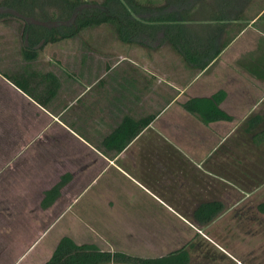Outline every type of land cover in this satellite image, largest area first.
<instances>
[{"label": "crops", "instance_id": "obj_1", "mask_svg": "<svg viewBox=\"0 0 264 264\" xmlns=\"http://www.w3.org/2000/svg\"><path fill=\"white\" fill-rule=\"evenodd\" d=\"M24 2L28 3L26 7ZM38 2L41 4L37 5ZM57 2L8 0L3 4L0 0V36L8 39L0 45L8 53L19 51L20 67L14 73L30 74L31 78L25 85L30 94H26L2 75L5 72L0 73L4 93L0 94V156L5 163L30 161L32 186L42 178L55 180L49 186L37 188L42 197L32 207L35 211L49 210L64 194L69 196L67 209L97 181L105 180L103 186L92 193L99 201V196L104 195L101 201L105 211L114 210L118 208L116 196L120 194L112 191L114 183L109 179L123 176L137 187L134 197L145 194L150 206L170 211L187 226L208 224L211 220L208 223L192 221V213L200 205L216 201L224 210L223 200H230L232 164L240 166L233 156V146L238 144L231 138L233 114L226 102L229 92L220 81L215 83V70L210 69L247 28L233 33L232 30L217 32L214 46L222 36L229 37L230 41L202 69L197 68V62L190 64L180 57L192 75L189 81H179L173 86L164 70L153 74L150 59L89 48L91 44L102 47L103 42L99 40L86 44L78 57L68 52L62 59L63 64L52 52L42 60H38V53L33 60L23 59L20 51L25 46L22 37L25 26L55 25L50 19L59 15L58 7L53 5ZM263 11L264 7L257 18ZM232 13L229 17L223 16L230 18ZM43 17L46 20L40 21ZM197 24L188 23V29L199 33ZM100 25L84 28L79 33H96ZM114 31L116 33L115 27ZM132 32L124 40L117 37L119 41L136 42L148 49L153 42H160ZM13 36L19 37V47L18 39ZM52 44L42 45L39 51ZM64 51H68L67 46ZM164 63L160 66H165ZM222 63L224 65V61ZM156 84L161 90H154ZM169 86L174 94H168ZM217 90L225 92L219 107L230 116L229 120L204 124L182 109L181 103L187 98L209 96ZM243 125L242 132L248 134L246 123ZM60 180L63 181L57 197L43 206L45 193ZM39 235L37 233L13 262H23Z\"/></svg>", "mask_w": 264, "mask_h": 264}, {"label": "rangeland", "instance_id": "obj_2", "mask_svg": "<svg viewBox=\"0 0 264 264\" xmlns=\"http://www.w3.org/2000/svg\"><path fill=\"white\" fill-rule=\"evenodd\" d=\"M84 1L90 4L103 0ZM194 3L189 8L193 19H205V22L200 20L198 23L199 19L195 22L201 40L206 35L217 39L215 24L207 19L211 12L229 17L238 8H243L232 33L240 27L247 28L210 69L215 70V83L220 81L229 92L226 102L233 114L231 138L238 144L233 146V156L240 162V166L235 162L232 164L230 200H223L224 210L205 226H187L170 211L150 206L144 193L135 198L137 187L121 176L109 179L114 183L112 191L120 194H116L119 205L114 210L105 211L101 201L104 195L99 196V201L92 193L103 186L105 180H99L67 209L69 196L62 194L49 210L35 211L32 206H36L42 197L37 188L49 186L55 180H34L32 186L30 161L5 163L0 156V264H17L13 260L37 233L40 238L19 264H42L62 236L70 237L77 244L93 243L102 250L141 257L159 256L185 246L190 256L189 264H264V215L255 210V205L264 201V135L261 133L264 123L248 134L242 132L249 116L264 115V20L256 16L261 13L264 0H197ZM207 22L211 24L207 26ZM97 28L96 33L84 31L70 39L46 45L38 52V60L52 52L63 64L62 59L68 52L78 57L86 44L99 40L103 42L102 47L91 44L89 48L111 54L118 52L129 58L150 59L153 74L158 75L159 70H164L173 86L179 81H189L191 70L183 66L180 56L165 42H153L148 49L136 42L119 41L111 25ZM1 37L3 41L0 42H7V36ZM224 38L222 36L216 44ZM17 41L19 47V39ZM65 46L68 51H64ZM161 62H166L165 66H160ZM19 63V51L8 53L0 45V73H14L20 67ZM154 90H161L159 84ZM172 90L169 86L168 94H174ZM0 94H4L1 84Z\"/></svg>", "mask_w": 264, "mask_h": 264}, {"label": "trees", "instance_id": "obj_3", "mask_svg": "<svg viewBox=\"0 0 264 264\" xmlns=\"http://www.w3.org/2000/svg\"><path fill=\"white\" fill-rule=\"evenodd\" d=\"M7 2L8 0H2L3 4ZM27 4L24 2L23 6L26 7ZM40 4L41 2H38L37 5ZM192 4H195L194 0H103L100 3L92 2L90 4L84 0H58L53 5L58 7L59 15L55 19H50L55 25L45 27L43 25L25 24V33L22 36L25 46L20 53L23 59L30 61L36 58L39 49L46 43H55L75 37L87 27L108 24L115 27L117 36L121 40L126 39L128 33L132 31L139 35L144 34L152 40L159 39L160 42L167 43L185 61L190 64L197 62V68L202 69L216 57L230 41V38L226 37L214 46V37L206 35L201 40L200 32L192 33L187 25L199 19L192 18V13L189 10ZM241 5L243 6V4ZM242 9L238 8L230 18L221 13L211 12L207 19L215 24L214 35H217V32L232 30L231 28L240 20ZM260 18L264 20V11ZM44 20L46 18H40V21ZM200 20L205 22V19L201 18L198 23H201ZM210 22L205 24L209 26ZM241 29L242 27L236 31ZM2 75L14 86L26 94H30V91L25 88V85L31 80L30 74ZM224 97L225 92L217 90L209 96L187 98L181 103V107L186 112L195 115L204 124L229 120L230 116L219 107ZM261 123H264L263 116L259 114L249 116L246 120V132L250 133ZM261 131L264 135V127ZM62 181L60 180L45 193L42 200L43 206L49 199L52 200L57 197L58 188ZM221 208L222 204L218 201L200 205V208L192 213L191 219L200 223H208L221 211ZM255 210L264 215V201L258 202L255 205ZM109 262L189 264L190 256L185 246L175 248L159 256L141 257L121 251L102 250L93 243L77 244L70 237L62 236L55 244L50 257L42 264H106Z\"/></svg>", "mask_w": 264, "mask_h": 264}]
</instances>
